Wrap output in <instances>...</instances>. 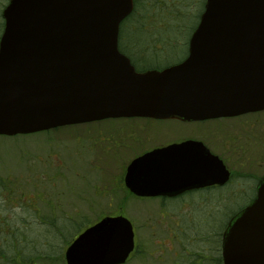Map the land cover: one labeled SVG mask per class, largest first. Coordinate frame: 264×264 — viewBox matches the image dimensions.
Returning <instances> with one entry per match:
<instances>
[{
  "label": "water",
  "instance_id": "obj_1",
  "mask_svg": "<svg viewBox=\"0 0 264 264\" xmlns=\"http://www.w3.org/2000/svg\"><path fill=\"white\" fill-rule=\"evenodd\" d=\"M133 0H9L0 39V135L118 117L205 120L264 110V0H206L184 62L135 71L119 51ZM230 172L197 142L134 161L139 196L224 185ZM131 222L107 217L67 249V264H124ZM224 264H264V177L223 235Z\"/></svg>",
  "mask_w": 264,
  "mask_h": 264
},
{
  "label": "rangeland",
  "instance_id": "obj_2",
  "mask_svg": "<svg viewBox=\"0 0 264 264\" xmlns=\"http://www.w3.org/2000/svg\"><path fill=\"white\" fill-rule=\"evenodd\" d=\"M8 1L9 0H0V36L4 27L1 14ZM165 2L166 6L168 5L170 7L174 0H165ZM185 3L189 5V9L183 5L182 10H185L184 14L188 13L189 15H195L198 11L199 3L197 4L195 0L190 3L188 1ZM163 8L159 9V11L161 12ZM178 8L181 7L178 6ZM142 16L143 11L139 13L136 19L128 23L125 31L126 35H131L132 38L139 40L138 35L132 32L143 25ZM181 17L182 15L179 19ZM187 19L188 18H186V20ZM163 20L166 21V17H164ZM157 21L162 22L161 20ZM145 22H153V18L145 19ZM147 29L148 32L152 31L155 33V30H150L149 27ZM164 29L165 27H160L158 29V32H160L158 33L159 36H152L151 38L155 41L156 39L162 40L159 46L161 50H163L160 55L163 56H157V59L162 61L168 53L171 54L175 52L179 55L172 60H165V62L176 61L178 57L185 53V47L179 48V46L182 45L183 40L188 39L189 29L171 34L174 39L177 38L179 40H167L166 36L169 33L166 34ZM125 38L126 41H128V37L125 36ZM141 45L140 43V48L144 47ZM177 45L178 47L176 48ZM172 46H175V48L168 49ZM175 49L176 51H173ZM133 50L135 51L137 48ZM137 52L139 58L145 60L144 53H146V51L140 50ZM150 63L151 61H149V64ZM262 116L263 117L256 119L259 120V123H256L253 117H250L247 119V124L241 123L242 125L233 123L232 121H221L217 124L212 125L208 123L200 127L184 126L183 128L180 127L181 131L176 134V136L189 137L195 135L201 139L204 138L211 147H214L216 150L215 152H220L225 155L230 168L233 169L237 175L240 174V180L243 182V191L247 193V191H250L253 177H261L264 174V113H262ZM118 125L119 123L116 121H107V123L65 127L44 133H36L34 135H19L14 138L0 136V178L2 181H6V178L10 179L13 185H10L9 188L15 193V195L10 198L3 195L4 198L1 201L3 205L0 210L20 207H24L26 210L32 209L27 206L30 203L33 204V201L28 200L29 196L31 194L33 196L34 194H40V197H43V199H36L35 202L37 204L39 203L38 206L43 213H48L44 214L45 217L51 215L50 212H48V208L55 210L56 216L53 220H35L31 215H28L24 216L22 223L13 220V225L19 224L20 229L32 228L35 226L42 228L43 222L47 221L54 223L56 222L55 220L63 219V215L69 213V211H74L76 213V215H73L75 223H77V221L80 222L81 219L92 221L98 217L95 215V212L105 213L117 210L125 213V217L135 221L140 238L148 236L150 234L149 229L152 227L158 229V226H161L159 225L162 219L161 215L165 212L167 206L160 210L162 204L161 201L158 200L141 202L130 199L125 200L126 194H122L118 191H114L113 195V190L110 189V187L113 186L112 184H114L111 181L112 177L121 175L124 165L121 166V163L118 165L105 160L101 161L100 157L103 156L102 153H109V151L106 150V146L101 145L104 140L106 141L107 138L111 139L121 130L125 133L130 131L132 136L136 137V140H139L141 144L137 145L136 142H133L135 145L133 146V143L130 145V142H128V146L126 145L121 149L120 157L124 156L126 159L124 161H127L134 158L133 156L135 153H141L148 147L162 144L167 137L170 139L174 138L175 135H172L173 133H167L168 135H166V132L162 130V128L171 131L174 130L175 127L166 128L165 126L160 127V125L148 126L154 129L151 131L147 129L149 130V137L141 138L133 129L128 130L131 126L120 127ZM142 128L146 129L144 127ZM161 131L163 132L160 133ZM113 132L116 133L111 137L110 134ZM121 136L123 139L126 138L124 133ZM234 139H237L236 150L233 153L232 151L229 153L225 147H228V144L234 142ZM98 140H102L101 143L99 142L100 147L94 144ZM226 141L227 146H224ZM246 141L248 142L247 145H245ZM90 144L92 150L88 149ZM74 147H78L82 151L81 158L77 157L73 152L72 149ZM128 148H130V150ZM236 152H239L238 154H243V160L240 163H238L235 158ZM111 153L115 154V150H111ZM53 163H55L56 167L52 168ZM59 167H62V169H59ZM63 176H65V178H63ZM16 196L19 197L18 202L15 200ZM217 197L218 193L214 194L211 200L210 198L206 200L204 197H200L189 201L183 200V206H180L178 203L169 205V207L182 208L178 217L181 219L184 218L182 223L185 236L182 239V243L188 249L192 251L199 249L201 252L205 251L206 253L210 251V255L214 253L215 250L212 241H207L205 238L209 236V233H220L217 224L221 221L224 222L228 210L234 211L248 201V198L240 201V203H238L239 200H235V204H231V209L229 207L228 210H224L225 208L219 206V203L223 204V201H220ZM242 197L243 196H239L238 199ZM203 208L210 210V213H208L210 216H207L206 213L202 211ZM9 209L7 210L8 212H10ZM213 210L214 212H212ZM203 212L207 217L206 221L202 220ZM0 214L3 216L6 213L0 212ZM170 217L173 218L174 223L176 216ZM168 223L170 222L168 221ZM64 225L68 230L67 238L74 237L72 233L74 230L72 229L73 225L69 222H65ZM150 237L151 236H148L147 239H150ZM148 246L150 249L153 247L151 250L153 252L152 258H146V255L143 253L142 255L134 257L126 264H159V260L157 259L158 254L156 253L158 245H153L152 242L149 241ZM54 251H57V249ZM53 260L54 259L51 258L50 262L46 264H63L61 256L59 259L55 260V262H52ZM0 264H2L1 261Z\"/></svg>",
  "mask_w": 264,
  "mask_h": 264
},
{
  "label": "flooded vegetation",
  "instance_id": "obj_3",
  "mask_svg": "<svg viewBox=\"0 0 264 264\" xmlns=\"http://www.w3.org/2000/svg\"><path fill=\"white\" fill-rule=\"evenodd\" d=\"M140 59V58H139ZM144 59V58H143ZM169 66H165V67H153L151 70H158V71H162L165 68H167ZM149 69H142L139 70L140 72H146ZM263 112H257V113H252V114H247L241 117H236V118H217V119H209V120H185L184 118L180 117V118H151V117H118V118H112V119H106V120H101V121H97V122H92V123H87V124H81V125H91L94 123H107V121H116L119 123L118 126H131L130 128H128V130L133 129L141 138H148L149 137V130H153L154 128L152 127H148V126H159L160 127H166V128H174V130L168 131L164 128H162V130H164L166 132V135H168L167 133H170L172 135H175L174 138L170 139L169 137L165 138V142H163L160 145H155L152 147H148L144 152H138L134 154V158H132L131 160H126L124 156L120 157V151L123 147H125L127 145L128 142H130L129 144L131 145L133 142H136L137 145H140V141L136 140V137L132 136V133L130 131H128L127 133H125L123 130L119 131L118 133L113 132L110 134V136L112 137L115 133L116 136L114 135V137L107 138V140L104 142H102L101 146H106V150L109 151L106 153H102V157H100V160L103 161H109L110 163H114V164H118L121 166H123L122 170L123 172L121 173V175H119L118 177H112V182L114 184H112L113 186L110 187L111 190H113V195H114V191H118L121 192L122 194H126L125 195V200H133V201H161L162 207L160 208V210L163 209V207L165 208V212L162 213L161 215V220H160V224L161 226H158V229H155V227H152L151 229H149L150 234L148 236H151L150 239H147L148 236H145L143 238H140L139 234H138V230H137V226L134 220H131L133 222L134 225V230H135V249L133 251V253L131 254L130 258H134L136 256L142 255L143 253L146 255V258H152L153 257V252L151 251L152 248L150 249L148 246V242L151 241L152 244H156L158 245V250H156V253L158 254L157 259L159 260V264H213V262L215 261V258L219 256V258L221 259V262L223 264V256H222V240L214 239V234L209 233V239H206L207 241H210V238L212 236V244L214 245V253H211L210 255V251L209 253H206L205 251H202L197 249V250H190L187 247L184 246V244L182 243V239L185 236L184 232H183V223L182 221L184 220V218H179V212L182 210V208H176V207H169V205H173L175 203H178L180 206H183V200H188V199H192L194 200V198H200V197H204L206 200L207 198H210V200L212 199V197H214V194H216V191H224L223 193H218V197H221L225 200L226 196L228 195V193H226V190L230 188V186L232 185V187L235 184V181H239L240 180V174L237 175L233 169L230 168L229 162L228 160L225 158V155H223L220 152H215L216 150L214 149V147H211L209 143H207V141L204 138H200L198 136L192 135L189 137H182V136H176V134H178L181 130L180 127H200L204 124H217L220 123L221 121H232L233 123H239L240 125L243 124H247V119L250 117H253L255 119V122L259 123V120H256L262 116ZM80 126V125H79ZM142 127L146 128L143 129ZM136 128V129H135ZM149 129V130H147ZM163 131H161L160 133H162ZM123 133L126 135V138L123 139L121 135H123ZM121 136V137H120ZM133 137V138H132ZM163 139V137H162ZM133 140V141H132ZM237 139H234V142H232L231 144H228V147H225L227 149V151L229 153H232L236 150L235 148L237 147ZM102 140H98L96 144L98 147H100L99 142L101 143ZM231 141V140H230ZM229 141V142H230ZM186 142H199L202 143L211 154L218 156V158L224 163V165L227 167V169L230 171L231 173V179L228 183H226L223 186H219V185H211V186H206L203 188H199V189H192V190H187L185 192H181V193H177V194H165V195H158V196H139L136 193H134L133 191H131V189H129L126 185V174H127V170L129 168V166L136 161L139 158L144 157L145 155L156 151V150H161L164 148H167L169 146L172 145H178V144H182V143H186ZM248 142L246 141L245 145H247ZM128 146V145H127ZM133 146L134 143H133ZM224 146H227V141L224 144ZM223 147V146H222ZM114 148V149H113ZM88 149H91V144L88 146ZM130 150V148H128ZM73 152L75 153V155H77V157L81 158L82 156V151L78 148V147H74ZM111 150H115V154L111 153ZM143 151V150H142ZM239 152L235 153V158L237 159L238 163L242 162L243 160V154ZM242 165V164H241ZM56 167L55 163L52 164V168ZM59 169H62V167H59ZM63 178H65V176H63ZM261 177H253V181H252V185L250 186V191L244 192L246 195H248L250 197V199H255L256 195H255V189L257 184H259ZM99 188V187H98ZM226 194V196H225ZM33 196V195H32ZM40 194H34V198L35 200H39V199H43V197H40ZM242 196V195H241ZM247 197V196H244ZM114 198V197H113ZM15 200L18 201V197L15 198ZM226 204V202H223ZM9 209V208H8ZM8 209H2L0 210V212H5V215H1L0 214V232H5V234H7L8 232H12L13 229H20V225L19 224H12L13 220H16L18 223H22V219L24 218V216H28L31 215L33 219L35 220H47V221H52L53 218L56 216L55 210H53L52 208H48V212H50V216H46L44 214H48V213H43L40 207H36L33 209H29L26 210L24 208H10L8 212ZM78 211V210H76ZM202 211H204L206 213L207 216H210L208 213H210L209 209H205L203 208ZM203 212V221H206V216ZM214 212V210L212 211ZM125 213L120 212V211H108L105 213H100V212H95V215H97L98 217L95 218L92 221H85L83 219L80 220V222L77 221V223L72 222L71 225H73L72 229L74 228V224L79 225V229H87L95 224H97L100 220H102L104 217L106 216H119V215H123L124 216ZM73 215H76V213L74 211H69V213H65L64 218H66L65 220L68 219H72L75 220V218L73 217ZM78 215V214H77ZM126 215V214H125ZM176 216L175 222L173 223V218L170 216ZM69 217V218H68ZM178 218V219H177ZM63 220V219H62ZM168 221L170 223H168ZM165 225V226H164ZM226 225V224H225ZM228 225V224H227ZM226 225V227H227ZM46 229V228H45ZM47 230V229H46ZM67 231V230H66ZM152 231V232H151ZM221 232V231H220ZM221 237H222V233ZM18 242V241H17ZM2 245V244H0ZM143 248V249H142ZM145 248V249H144ZM23 255L20 254L19 256H11V255H0V261L2 262V264H23ZM33 263V262H32Z\"/></svg>",
  "mask_w": 264,
  "mask_h": 264
},
{
  "label": "trees",
  "instance_id": "obj_4",
  "mask_svg": "<svg viewBox=\"0 0 264 264\" xmlns=\"http://www.w3.org/2000/svg\"><path fill=\"white\" fill-rule=\"evenodd\" d=\"M187 1L190 3L193 0H174V2L171 3V6L169 7L168 5L166 6L165 0H134V3H135L134 11L131 14V16L121 26L119 45H120L121 50L132 59V61L135 63L138 69H144L147 67L153 68V67H165V66L175 65V64L182 62L185 59V57L187 56L189 39L199 23L201 14L204 11V7L206 3V0H195L197 4L199 3L198 11L195 13V15H189L188 13L184 14L185 10H182L183 5L184 7H188L189 9V5L185 3ZM178 6H180L181 8H178ZM161 8H163V10L160 12L159 9ZM142 11H143V16L141 18H142L143 25L139 27L138 29H136L135 31L133 30L134 32H132L138 35L139 40H137V39L132 38L131 35L130 36L126 35L125 31H126V27L128 23L136 19L139 16V13H142ZM181 15L182 17L179 19ZM151 17L153 18V22H145V19H148ZM164 17H166V21L163 20ZM186 18L188 19L186 20ZM157 20H161L163 23ZM148 27L150 30L152 29L155 30V33H153L152 31L148 32V29H147ZM160 27H165L164 32L166 31L165 32L166 34L169 33L166 36L167 40L174 39L173 36L171 35L172 33L174 32L179 33V32H183L189 29L188 39L183 40L182 45L179 46V48L185 47V53L182 56L178 57L176 61H166L165 62V60H172L173 58L179 55L178 53H175V52L171 54L168 53L169 55L168 54L166 55V57L167 56L168 57L167 58L165 57L166 59L164 58V60L162 61L157 59V56H163V55H160L163 52V50H161V47L159 46V43L162 40L156 39L155 41L154 39H151V38L152 36H157L158 33H160L158 32V29ZM125 36L128 37V41H126ZM174 40H179V39L176 38ZM140 43L144 47L140 48L139 46ZM178 45L176 46V48L178 47ZM136 48L137 50H135L136 51L135 52L133 49H136ZM174 48L175 46L174 47L172 46L168 49H174ZM140 50L146 51V53H144L145 60L139 59V54L137 51H140ZM173 51H176V49ZM149 61H151L150 64H149ZM242 183H243L242 180L235 181V184H234L235 187H232L231 185L230 188L226 190V193H228V195L226 196L225 194L226 196L225 200L221 197H217L218 199H220V201L226 202V204L219 203L220 207L222 206L223 208H225L224 210H228L229 207L231 209V204L234 203L235 200H239L238 203H240V201L244 200L245 198H248V201L242 206L238 207L234 211L228 210L226 212L224 222L221 221L217 224L219 230L221 231L220 233L225 231L226 225L228 224L227 221L231 219L245 205L251 202L250 197L246 195L243 191ZM10 185H13L10 179L6 178V181H2L0 178V209L2 208V205H3L1 203V201L4 198L3 195L9 198L15 195V193L12 192L11 189L9 188ZM216 192L223 193L224 191H216ZM241 195L243 196L242 197L243 199L242 198L238 199V197ZM244 196H247V197H244ZM28 200L33 201V204L30 203L27 205L30 208L33 209V208L39 207L38 206L39 203L37 204L35 202L36 200L34 196H32V194L29 196ZM189 200H192V199H188V201ZM18 201H19V197H18ZM20 208H24V207H20ZM65 219L66 218H63V220L62 219L55 220L56 222L54 223L47 222V221L43 222L42 228L35 226L32 228H26V229H13L12 232H8L7 234H5V232L3 231L0 232V244H2L0 245V255L6 254V255H11V256H19L20 254H22L24 258L23 264H46L47 262H50L51 258L54 259L52 262H55V260L59 259L60 256H62L64 245L70 242V238H67L68 230L66 229V226L64 225V223L69 222L71 224L72 222H74V220L72 221L71 218L68 220H65ZM185 220L188 221L187 219ZM74 228L75 229L73 230L72 233L78 230L80 231L79 225L74 224ZM220 233L219 232L214 233L215 240L221 238ZM212 236L210 240L212 239ZM206 239H209V237L207 236ZM55 249H57L58 252L54 251ZM213 264H222L219 256L215 258V261L213 262Z\"/></svg>",
  "mask_w": 264,
  "mask_h": 264
}]
</instances>
